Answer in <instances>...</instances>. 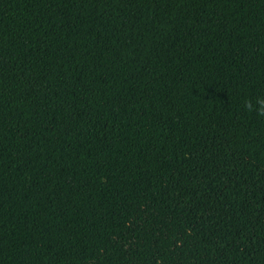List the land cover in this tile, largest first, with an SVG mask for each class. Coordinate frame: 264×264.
<instances>
[{
  "label": "trees",
  "instance_id": "1",
  "mask_svg": "<svg viewBox=\"0 0 264 264\" xmlns=\"http://www.w3.org/2000/svg\"><path fill=\"white\" fill-rule=\"evenodd\" d=\"M264 0H0V264H264Z\"/></svg>",
  "mask_w": 264,
  "mask_h": 264
},
{
  "label": "clouds",
  "instance_id": "2",
  "mask_svg": "<svg viewBox=\"0 0 264 264\" xmlns=\"http://www.w3.org/2000/svg\"><path fill=\"white\" fill-rule=\"evenodd\" d=\"M244 108L249 112L255 111L258 116L264 117V98L257 99L255 105L251 101H247L244 104Z\"/></svg>",
  "mask_w": 264,
  "mask_h": 264
}]
</instances>
